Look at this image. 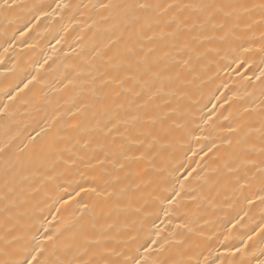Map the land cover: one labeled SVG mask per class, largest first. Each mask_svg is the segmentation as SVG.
I'll list each match as a JSON object with an SVG mask.
<instances>
[{"label": "bare ground", "instance_id": "bare-ground-1", "mask_svg": "<svg viewBox=\"0 0 264 264\" xmlns=\"http://www.w3.org/2000/svg\"><path fill=\"white\" fill-rule=\"evenodd\" d=\"M0 264H264V0H0Z\"/></svg>", "mask_w": 264, "mask_h": 264}]
</instances>
